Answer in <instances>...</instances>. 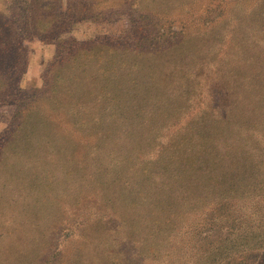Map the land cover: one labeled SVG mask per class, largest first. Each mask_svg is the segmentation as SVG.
Wrapping results in <instances>:
<instances>
[{
	"label": "trees",
	"instance_id": "trees-1",
	"mask_svg": "<svg viewBox=\"0 0 264 264\" xmlns=\"http://www.w3.org/2000/svg\"><path fill=\"white\" fill-rule=\"evenodd\" d=\"M3 1L29 8L18 12L15 7L0 8L1 87L20 98L14 103L12 120L18 125L12 134L26 127L32 113L33 151H84L83 156L96 166L107 142L120 135L119 130L106 132L111 123L115 125L116 118L127 121L131 110L143 108L145 95L151 93L148 87L134 84L144 83L146 75H130V58L175 51L189 36L209 35L221 26L213 45L215 58L192 75L190 96L198 100V90L207 84L215 101L199 110L189 104L194 112L186 135L189 148H183L188 142L183 137L181 143L173 138L157 143L159 133L154 135L149 147L159 148L151 151L149 164H161L167 172L176 168L170 177L189 170V248L182 245V251L189 253H185L188 264H264V0H155L154 10L137 11L135 0ZM125 16L132 19L122 34L87 41L70 36L75 24L113 25ZM189 17L195 21L192 26ZM175 25L179 31L173 30ZM197 25L201 31L189 35ZM180 37L181 42L175 43ZM32 39L54 46L55 51L42 74L41 90L27 96L19 82L26 70L24 43ZM218 55L222 58L216 60ZM223 65L239 72L228 75ZM151 117L158 115L151 112ZM123 131L126 137L127 130ZM139 150L125 141L111 147L106 172L118 174V167L139 161V156L146 158L147 153L137 155ZM132 180L128 184L132 204L152 206L155 216L172 215L187 199L186 180L171 179V187L153 198L157 200L142 195L147 177ZM175 233L168 237L173 239Z\"/></svg>",
	"mask_w": 264,
	"mask_h": 264
},
{
	"label": "rangeland",
	"instance_id": "rangeland-1",
	"mask_svg": "<svg viewBox=\"0 0 264 264\" xmlns=\"http://www.w3.org/2000/svg\"><path fill=\"white\" fill-rule=\"evenodd\" d=\"M135 2L136 11L154 10L155 0ZM0 3L5 11L14 7L17 12L29 9L24 3L15 6L8 1L0 0ZM31 9L33 16V6ZM130 19L125 16L113 25L101 26L82 22L73 25L70 36L87 41L108 33L119 35ZM194 22L189 17L190 26ZM196 27V32L189 29V35L201 31L200 25ZM221 29L220 26L205 36H189V41L175 51L130 58L133 65L127 69L130 75H146L144 83L134 81V84L148 87L151 93L145 95L143 108L137 112L131 110L127 121L116 118V124L111 123L106 132H121L116 141L107 142L100 153L99 166L83 156L84 151H33L32 113V119L24 123L26 127L12 134L18 125L12 120L14 103L20 98H15L11 89L1 87L0 82V264H188L185 253H189L182 251V245L189 248V170L170 177L176 168L169 167L167 172L161 164L150 166L151 151L159 147L156 144L149 147V141L155 140L157 133V143L168 138L181 143L183 137L188 139L183 148H189L186 135H189V119L194 117L189 104L199 110L215 101L214 92L207 90V84L198 90L201 96L198 100L191 99L192 75L201 72L204 63L215 58L213 51L218 42L215 38ZM173 30L179 31L180 27L175 25ZM174 42H181V37ZM24 47L26 70L19 85L27 96H33L43 86L41 77L55 47L37 39L25 42ZM221 58L218 55L216 60ZM231 66L223 65L221 69L228 75H236L239 71ZM151 112L158 117H151ZM165 125L169 129L160 130ZM123 127L127 130L126 137ZM178 129L181 132L174 134ZM122 140L129 148L140 149L137 155L142 152L147 157L139 156V161L118 167V174L114 170L108 173L109 150L115 145L119 147ZM71 158L74 163L68 164ZM146 177L142 195L148 200H157L153 198L171 187V179L187 181L183 192L187 199L176 206L172 215L155 216L152 206L132 204L130 180L142 181ZM101 180L105 181L104 186ZM172 231L176 232L173 239L168 237Z\"/></svg>",
	"mask_w": 264,
	"mask_h": 264
}]
</instances>
